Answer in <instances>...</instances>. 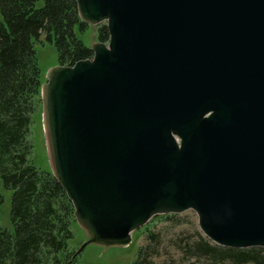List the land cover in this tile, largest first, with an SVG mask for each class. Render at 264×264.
I'll use <instances>...</instances> for the list:
<instances>
[{"label": "water", "instance_id": "water-1", "mask_svg": "<svg viewBox=\"0 0 264 264\" xmlns=\"http://www.w3.org/2000/svg\"><path fill=\"white\" fill-rule=\"evenodd\" d=\"M75 3L108 39L39 94L76 252L185 210L216 245L264 249V0Z\"/></svg>", "mask_w": 264, "mask_h": 264}, {"label": "trees", "instance_id": "trees-1", "mask_svg": "<svg viewBox=\"0 0 264 264\" xmlns=\"http://www.w3.org/2000/svg\"><path fill=\"white\" fill-rule=\"evenodd\" d=\"M0 0V185L10 189L12 231L0 226V264H71L69 250L73 207L50 172L30 160L28 138L31 113L40 106V72L33 40L40 35L53 43L57 63L72 65L90 58L91 49L76 34L87 27L79 18L75 0ZM96 37L105 42L104 23ZM0 192V203L2 202ZM175 213L160 214L171 218ZM147 239H154L151 232ZM148 244L137 248L129 264H151ZM214 264H264L261 247L233 248L216 245L197 233L187 246Z\"/></svg>", "mask_w": 264, "mask_h": 264}, {"label": "rangeland", "instance_id": "rangeland-1", "mask_svg": "<svg viewBox=\"0 0 264 264\" xmlns=\"http://www.w3.org/2000/svg\"><path fill=\"white\" fill-rule=\"evenodd\" d=\"M41 3L42 0L38 1L36 5L40 6ZM76 34L88 47L96 42V28L93 25L88 24L80 32L76 30ZM32 45L42 85L46 81L50 69L57 65V54L53 43L48 41L43 34L39 39L33 40ZM42 120L40 103V106L31 113L29 123L30 160L37 169L50 172ZM0 192L3 197L0 203V226L12 231L9 213L11 190L0 185ZM70 229L72 236L67 241V247L76 252L80 245L87 240V234L75 220L71 223ZM147 232L153 233L155 238L147 239ZM197 233L202 234L197 226L196 215L192 210L175 213L169 219L158 218V215H155L143 226L132 231L130 241L126 245L86 244L76 252L71 264H129L134 260L137 248L145 244H148L152 249L150 251L151 264H214L205 256L193 255L187 249V246L197 237Z\"/></svg>", "mask_w": 264, "mask_h": 264}]
</instances>
